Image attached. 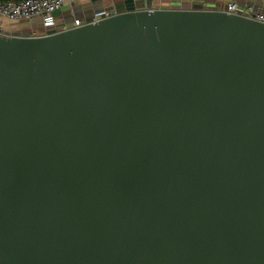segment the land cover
Returning a JSON list of instances; mask_svg holds the SVG:
<instances>
[{
    "label": "water",
    "instance_id": "obj_1",
    "mask_svg": "<svg viewBox=\"0 0 264 264\" xmlns=\"http://www.w3.org/2000/svg\"><path fill=\"white\" fill-rule=\"evenodd\" d=\"M196 2L0 36V264H264V23Z\"/></svg>",
    "mask_w": 264,
    "mask_h": 264
},
{
    "label": "built area",
    "instance_id": "obj_2",
    "mask_svg": "<svg viewBox=\"0 0 264 264\" xmlns=\"http://www.w3.org/2000/svg\"><path fill=\"white\" fill-rule=\"evenodd\" d=\"M80 0H21V1H8L4 2L0 0V19L7 20L9 22L32 24L33 20L41 21L42 25L49 29L55 26L54 15L66 6H71L78 3ZM239 0H229L224 10L229 15H238L237 10L240 8L238 4ZM250 1H262L264 0H250ZM111 17L109 10H105L99 14H96L91 23L97 24L104 18ZM247 17V16H246ZM260 23H264V14H258L253 17H248ZM83 26V22L74 20L71 29L80 28ZM67 28H65L66 30ZM7 35L4 30V26L0 23V36Z\"/></svg>",
    "mask_w": 264,
    "mask_h": 264
},
{
    "label": "crops",
    "instance_id": "obj_3",
    "mask_svg": "<svg viewBox=\"0 0 264 264\" xmlns=\"http://www.w3.org/2000/svg\"><path fill=\"white\" fill-rule=\"evenodd\" d=\"M112 4L117 2H123V0H110ZM140 2L143 6H151L152 9H163L170 10L178 7L184 6H198V0H136ZM229 0H208L207 5H209L211 10H222L228 4ZM253 3H239V6L242 10L253 11L254 9L259 12H264L263 3L260 1H251ZM94 3L91 0H80L75 5L66 6L60 11L58 19L60 20L59 25L64 24V28L67 27V20L72 18L73 20L81 21L83 18H86L88 15H94ZM105 5V4H103ZM108 10V9H105ZM0 23L4 26L5 33L8 36L14 35H29V36H39L43 34V27L41 21H38L35 24H23L16 22H9L4 19H0Z\"/></svg>",
    "mask_w": 264,
    "mask_h": 264
},
{
    "label": "rangeland",
    "instance_id": "obj_4",
    "mask_svg": "<svg viewBox=\"0 0 264 264\" xmlns=\"http://www.w3.org/2000/svg\"><path fill=\"white\" fill-rule=\"evenodd\" d=\"M242 2H245V3H249V2L250 3H253L250 0H239L238 1V4L239 3H242ZM260 2L263 3L262 1H260ZM103 4H105V5H103ZM93 5H94V11H104L105 9L111 10L113 8V5H115V4H112L110 0H101L100 2L94 3ZM263 6H264V3H263ZM190 7H192V6H190ZM223 9L226 10V7H224ZM237 12H238V14H240L242 16H247V17H253V16L258 15V14H264V12H259V11L255 10V9L253 11H247V10H242L241 8H239L237 10ZM58 13H56L54 15L55 26H53L51 28H54V29H60L61 28V25H59L60 20L58 19V15H57ZM92 17H93L92 15H88V16H86V18H83L81 21L84 22V20L91 19ZM37 22H38V20H33L32 24H35ZM67 22H68L67 25H73L74 20L72 18H69L67 20ZM22 23L23 24H26L25 22H22ZM63 26H64V24H62V27ZM42 27H43V31H42L43 33H45V32L48 31V29L45 28L43 25H42Z\"/></svg>",
    "mask_w": 264,
    "mask_h": 264
},
{
    "label": "trees",
    "instance_id": "obj_5",
    "mask_svg": "<svg viewBox=\"0 0 264 264\" xmlns=\"http://www.w3.org/2000/svg\"><path fill=\"white\" fill-rule=\"evenodd\" d=\"M4 2H8V1H21V0H3Z\"/></svg>",
    "mask_w": 264,
    "mask_h": 264
}]
</instances>
